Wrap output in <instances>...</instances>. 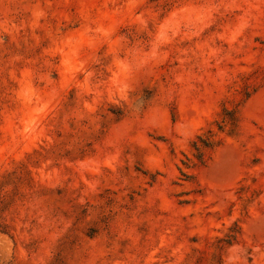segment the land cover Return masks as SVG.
Returning <instances> with one entry per match:
<instances>
[{
  "label": "rangeland",
  "instance_id": "1",
  "mask_svg": "<svg viewBox=\"0 0 264 264\" xmlns=\"http://www.w3.org/2000/svg\"><path fill=\"white\" fill-rule=\"evenodd\" d=\"M0 264H264V0H0Z\"/></svg>",
  "mask_w": 264,
  "mask_h": 264
}]
</instances>
